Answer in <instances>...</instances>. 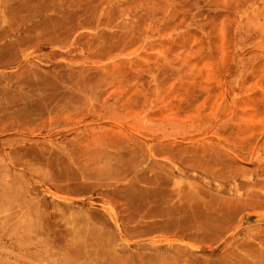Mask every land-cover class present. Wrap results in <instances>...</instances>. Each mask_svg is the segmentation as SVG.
I'll use <instances>...</instances> for the list:
<instances>
[{"label":"rangeland","instance_id":"obj_1","mask_svg":"<svg viewBox=\"0 0 264 264\" xmlns=\"http://www.w3.org/2000/svg\"><path fill=\"white\" fill-rule=\"evenodd\" d=\"M0 264H264V0H0Z\"/></svg>","mask_w":264,"mask_h":264}]
</instances>
